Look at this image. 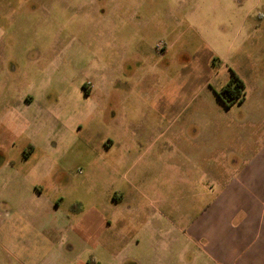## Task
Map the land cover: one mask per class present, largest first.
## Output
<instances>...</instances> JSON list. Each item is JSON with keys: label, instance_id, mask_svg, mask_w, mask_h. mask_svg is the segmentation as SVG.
I'll return each instance as SVG.
<instances>
[{"label": "rangeland", "instance_id": "374dc122", "mask_svg": "<svg viewBox=\"0 0 264 264\" xmlns=\"http://www.w3.org/2000/svg\"><path fill=\"white\" fill-rule=\"evenodd\" d=\"M179 1L190 11L187 5L173 10L177 0H0V137L6 148L7 138L17 137L19 147V133H28L38 145L26 165L39 166L37 178L47 165V184L53 182L62 198L52 211L53 241L60 236L59 213L71 227L85 212V230L68 233L75 245L70 259L178 264L190 254L193 264H215L199 249L172 248L171 221L178 218L170 211L194 204L186 199L189 183L195 182L199 199L207 189L203 180L228 172L178 170L180 148L172 139L190 120L198 128L195 154L217 163L216 145L237 152L232 137L247 131L240 125L256 111L255 98L264 100V0ZM231 72L245 85L246 103L224 109L213 88ZM189 83L203 88L177 106L181 87L176 95L169 89L182 86L183 94ZM25 94L33 101L24 109L16 101ZM162 111L175 122L165 121ZM120 189L125 194L116 203L113 192ZM163 242L171 247H155ZM40 260L64 264L50 256Z\"/></svg>", "mask_w": 264, "mask_h": 264}, {"label": "crops", "instance_id": "0c3cea01", "mask_svg": "<svg viewBox=\"0 0 264 264\" xmlns=\"http://www.w3.org/2000/svg\"><path fill=\"white\" fill-rule=\"evenodd\" d=\"M177 1L173 10H180V5H187L185 10L190 11L189 4H180L181 2ZM193 7V10L196 11V6ZM223 9L226 10L227 5H224ZM244 23L245 21H241V24ZM219 25L221 26L219 34L223 36L222 24ZM167 53L164 49L161 52V57L164 58ZM193 69L196 74H202V66L195 64ZM196 74L195 76L198 77ZM188 85L184 86L187 92L185 91L186 93L183 94L182 86H173L169 89L176 95V91L181 87L178 96H173L177 106L186 100L187 102L195 100L197 91L203 88L190 86V83ZM223 85L213 88L215 95ZM188 92L189 97H187ZM245 97L246 93L242 102L236 104H245ZM32 101L33 98L29 94H25L17 98L16 104L18 107L24 108ZM253 103V108L256 111L244 116L240 125L241 128L247 127V131L239 130L232 137L235 138L233 146L236 147L237 152L228 154L227 151L225 152L219 145H216V149L212 151L220 150L221 158L215 159L217 163H214L211 157L207 160L205 156L203 159L200 155L203 152L195 154L197 153L198 128L195 127L193 121L189 120L188 129H181L176 133L175 139L169 138L176 140L175 144H178V147H175L176 150L180 148L179 151H176L179 158L176 159L174 166L178 170L228 172L220 179L203 180L201 185L204 188L207 187L206 193L208 194L204 193L203 197L199 199L195 195V182L188 184L186 190L189 196H185L190 201L192 198L194 204L185 212L174 207L170 211L173 217L178 218L177 223L171 221L173 222L174 244H176V247L173 245L172 248L180 251L186 250V248L190 250L191 247L199 249L205 260L215 262V264H264V100L255 98ZM230 107H224V109ZM162 112L164 115L162 118L168 120V123L175 120L167 115L165 117V111ZM22 120L20 116L15 120L19 128L22 126ZM26 134L19 133V139L22 142L19 147H15V143H13L17 137L7 138L11 142L10 148L3 145L6 137L4 140L0 137V141H2L0 143V264H37V260L41 256H50L51 259H57L64 264H89L80 259L79 255H75L71 259L68 257L72 248L75 247L71 243L68 233L69 231L81 233L85 230V212L78 213L77 226L71 227L64 225L67 217L59 213L58 218L62 222L60 232H58L60 236L57 241H53L51 232L53 228L50 226L54 219L52 211L58 210L62 198L55 193L53 182L47 184V177L50 174L47 165L42 164V169L39 170L40 178H37L39 166L29 168L26 165L27 159L31 158L38 148V145L33 147L31 135ZM161 134L165 136L166 130L161 131ZM228 141L229 139L225 143L226 148L229 147ZM190 146L193 147V152H189ZM219 147L221 149H218ZM26 148L28 149L26 150ZM105 148L107 147L105 146ZM44 150L46 149L44 148ZM184 150H188V152L186 153ZM197 159L205 161L204 164L198 165ZM128 185L133 187L131 182ZM47 189L54 193L47 195V192L44 191ZM121 190L113 192V198H118L115 199L116 203L121 201L125 194V191ZM160 203L163 204L162 201ZM198 203L203 205L197 206ZM162 217L165 220L166 217L164 215ZM90 218L94 220L95 214L92 213ZM161 229L164 235L166 230L164 227ZM155 247L164 251L169 249L171 244L163 242ZM65 252L68 253L64 254ZM41 260L40 262L43 264L44 262ZM191 260L192 257L188 254L180 258L178 264H193L194 262Z\"/></svg>", "mask_w": 264, "mask_h": 264}, {"label": "trees", "instance_id": "16d2710c", "mask_svg": "<svg viewBox=\"0 0 264 264\" xmlns=\"http://www.w3.org/2000/svg\"><path fill=\"white\" fill-rule=\"evenodd\" d=\"M245 89L243 82L231 72L229 80L216 92L217 99L224 107L240 103L244 99Z\"/></svg>", "mask_w": 264, "mask_h": 264}, {"label": "built area", "instance_id": "2783aa9c", "mask_svg": "<svg viewBox=\"0 0 264 264\" xmlns=\"http://www.w3.org/2000/svg\"><path fill=\"white\" fill-rule=\"evenodd\" d=\"M158 47H159V45H158Z\"/></svg>", "mask_w": 264, "mask_h": 264}]
</instances>
